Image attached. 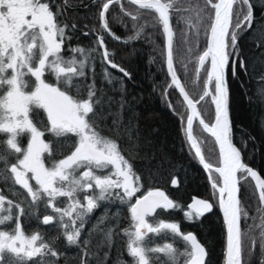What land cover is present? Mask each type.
<instances>
[{
	"label": "snow or ice",
	"instance_id": "1",
	"mask_svg": "<svg viewBox=\"0 0 264 264\" xmlns=\"http://www.w3.org/2000/svg\"><path fill=\"white\" fill-rule=\"evenodd\" d=\"M112 2L118 0H106L102 4L100 20L104 30L120 40L121 37L111 32L105 17ZM128 2L138 5L139 9L154 10L163 26L171 86L178 90L190 110L186 117L185 135L199 163L210 173L211 187L218 193V205L226 225V264H242L243 257H253L257 247L259 264H264V208L258 209L261 213L258 240L250 235L251 225L242 233L241 220L247 221L250 217L241 207V198L238 197L241 179L238 173L243 174V179L250 177L256 182L262 205L264 178L243 162L241 150L233 143L226 80V69H230L233 75L237 64L247 70L238 55V35L241 29L253 28L256 4L252 0H204L203 7L175 9L195 12L197 35L202 29L206 37L205 46L197 54L196 67L197 79H200L201 71L204 74L203 88L198 99L194 100L181 84L174 68L173 30L169 15L173 4L166 0ZM237 3L240 7L234 9ZM52 5L53 0H0V135H3L0 145L8 146L11 150L9 156L15 161L8 165V157L0 155V162L8 165L14 183L27 193L16 202L6 200L0 193V225L14 223L10 229L0 228V264H28L29 261L32 264H49L44 256L58 257V252L53 250L50 242H45L40 231L25 235L21 218L31 216L41 205L51 211L36 219L43 225L55 222L63 229L62 235L67 243L76 245L90 214L101 207V202L110 204L116 201L128 205L130 225L122 231L127 237V253L133 258V264H156L157 261L160 264H179L180 257H183V264H206V246L198 241L197 236L182 232L178 223L165 222L157 215L158 209H176L179 205L162 190L141 192V176L133 164L122 154V148L115 139L102 135L103 120L97 107L101 99L96 96L95 83L88 87L86 96L81 94L78 83L79 78L85 76L88 59L78 61L71 55L83 54L85 49L73 48L70 44L65 49V40L72 38L68 30L74 31L76 25L61 23L58 19L61 12L54 13ZM259 6L264 9V3ZM125 14L131 15L134 21L138 19L137 14ZM142 32L143 27L138 28L123 42L139 39ZM98 44L105 48L103 36L98 37ZM197 47H200L198 42ZM65 50L70 53L67 57L63 55ZM102 55L112 68H119L124 76L130 77V73L113 62L106 48ZM46 74L54 76L55 82H50ZM74 88L75 95L72 94ZM261 95L264 97V90H261ZM209 103L213 111H209ZM177 111L183 121V114ZM194 120H198L203 132L213 137L215 145H218V163L215 165L206 159L203 140L193 135ZM71 137L76 140L71 141ZM25 138L26 144L23 142ZM64 145L69 151L58 158L60 147ZM213 172L217 175L212 176ZM172 184L175 186L177 181L173 179ZM25 203L28 211L23 206ZM13 208L17 210L15 214ZM188 208L190 211H185L184 216L192 221L194 217H203L211 212L213 204L194 198ZM108 211L104 209L98 223L108 218ZM5 212L7 215L3 214ZM150 217L155 219L150 220ZM149 234L153 235L150 237ZM169 235L172 242L156 244L155 237L167 239ZM113 236L114 230L109 227L104 233L105 243L110 245ZM177 238L183 241V250L175 246ZM5 252L11 254L10 262L4 260ZM151 254H163L167 259L161 260L160 255Z\"/></svg>",
	"mask_w": 264,
	"mask_h": 264
},
{
	"label": "trees",
	"instance_id": "2",
	"mask_svg": "<svg viewBox=\"0 0 264 264\" xmlns=\"http://www.w3.org/2000/svg\"><path fill=\"white\" fill-rule=\"evenodd\" d=\"M104 2L106 0H53V12H61L58 17L60 22L76 25L74 31L68 30L72 38L70 41L65 40V49L69 44L73 48L82 47L85 49L83 54L71 55L78 61L82 58L88 59L85 76L78 81L80 92L86 96L88 87L95 83L96 96L101 99L100 105L97 106L101 110L100 118L103 120L100 131L107 138L115 139L122 148V154L133 164L134 170L141 176V192L148 189L162 190L179 205L176 209H158L157 215L165 222L178 223L182 232L195 234L198 241L206 246V264H224L226 229L218 205V193L211 189L208 176L189 147L185 135V122L189 112L177 90L171 86L166 69V37L162 24L158 22V14L154 10L139 9L126 0L110 3L105 17L111 32L122 38L118 40L102 27L100 10ZM166 2L173 4L169 14L173 25L174 68L185 90L196 100L202 91L204 78L202 71L200 79L196 76L197 54L205 46L206 37L202 29L197 35L195 12L175 9L203 7L204 0ZM252 2L256 4L253 28L241 29L238 35V55L245 62L247 70L237 64L233 75L229 69L228 84L234 142L243 153L246 163L264 178V97L261 95V90H264V9L259 6L264 0H259V3L257 0ZM238 7L239 3L234 5V9ZM125 12L137 14L138 19L134 21L132 16L126 15ZM140 27H143V32L139 39L123 42ZM85 32L89 34L85 35ZM99 36H103L105 48L113 62L130 73V77L124 76L121 71L104 61L103 51L98 44ZM197 42L200 47H197ZM63 55L67 57L70 53L65 50ZM46 76L50 82H55L54 76ZM72 94H76L75 88L72 89ZM174 108L183 114V121ZM40 111L43 117L44 114ZM209 111H213L210 103ZM195 130V137L203 140L202 148L206 159H210L215 165L218 163V153L213 139L203 133L196 121ZM0 139H3V135H0ZM75 140V137H71V141ZM23 142L26 144L27 139ZM10 151L6 144L0 145V155L8 157V165L15 162L14 158L9 156ZM67 151V145L61 146L58 158ZM8 165L0 162V193L6 200L16 202L27 196V193L14 183ZM239 177L241 207L250 217L247 221L242 219L241 231H248L251 225L250 235L258 240L261 231V213L258 209L264 208V205L259 200V191L254 181L250 177L243 179L242 173ZM173 179L177 181L175 186L172 184ZM32 183L34 184V181ZM136 195L139 196L140 193ZM195 197L209 200L215 208L214 213L194 217L192 221L187 220L184 212L190 211L188 205ZM30 199L29 197L28 200ZM23 206L28 211V205L25 203ZM105 208L109 209L108 218L98 223ZM50 211L41 205L31 216L21 218L25 235L40 231L45 242H50L53 250L58 252V257H51L50 254L43 257L49 264H119L121 261L124 264H133V258L127 253V237L122 231L130 225L127 204H121L119 201L110 204L101 202V207L87 218L76 245L67 243L62 235L63 229L55 222L43 225L36 219L37 216L42 218ZM15 213L16 209L13 208V214ZM3 214L7 215V212ZM253 217L255 219H252ZM13 226L14 223L9 222L0 225V228L10 229ZM109 227L114 230L110 245L104 240V233ZM152 235L149 234L150 237ZM154 239L156 244L160 245L172 242L171 235L167 239L158 236ZM85 240L88 241L87 244L84 243ZM177 241L175 246L183 250V241L179 238ZM248 244L251 245L250 240ZM151 255H160L161 260L167 259L163 254ZM259 256L257 247L253 257H243V264H259ZM3 258L10 262L11 254L5 252ZM28 264H32V261ZM156 264H160V261ZM179 264H183V257H180Z\"/></svg>",
	"mask_w": 264,
	"mask_h": 264
},
{
	"label": "water",
	"instance_id": "3",
	"mask_svg": "<svg viewBox=\"0 0 264 264\" xmlns=\"http://www.w3.org/2000/svg\"><path fill=\"white\" fill-rule=\"evenodd\" d=\"M127 2H128V0H126ZM163 2V1H162ZM135 6H137L138 7V5H135ZM170 15V14H169ZM170 21H171V26H172V30H173V25H172V19H171V15H170ZM166 37V36H165ZM165 47H166V38H165ZM101 50L104 52V50H105V48H101ZM108 51V50H107ZM166 52H167V49H166ZM165 58H166V55H165ZM105 61V60H104ZM107 62V61H106ZM107 64L108 65H110L108 62H107ZM118 71H120L119 70V68H116ZM166 69H167V63H166ZM228 71H229V69H226V80H227V85H228V89H229V110H230V106H231V99H230V88H229V84H228ZM167 72H168V70H167ZM177 73V72H176ZM168 76H169V79L171 80V77H170V75H169V73H168ZM178 76V75H177ZM179 78V77H178ZM180 80V82H181V84L183 85V83H182V81H181V79H179ZM173 88H174V90H177L174 86H173ZM187 91V90H186ZM177 92H178V90H177ZM178 94H179V92H178ZM179 96H180V94H179ZM190 96V95H189ZM180 98H181V100L183 101V98L180 96ZM191 98V97H190ZM184 102V101H183ZM185 103V102H184ZM185 105H186V103H185ZM186 107H187V105H186ZM197 108H198V105H197ZM188 109V108H187ZM190 110L188 109V112H189ZM230 118H231V110H230ZM195 121L196 122H198V120H194V122H193V128H194V125H195ZM232 121V120H231ZM193 135H194V133H193ZM207 135L208 136H210L208 133H207ZM195 136V135H194ZM232 137H233V143H234V145L237 147V145H236V143L234 142V131H233V123H232ZM213 138V137H212ZM213 140H214V138H213ZM188 141V140H187ZM215 143V142H214ZM188 144H189V142H188ZM216 147H217V152L219 153V148H218V145H216ZM238 148V147H237ZM192 149V148H191ZM192 152H193V154H194V150L192 149ZM195 155V154H194ZM197 158V157H196ZM198 159V158H197ZM242 160H243V162L244 163H246V161H245V157L243 156V153H242ZM199 161V160H198ZM247 164V163H246ZM201 165V164H200ZM248 165V164H247ZM248 166H250V165H248ZM203 167V166H202ZM251 167V166H250ZM252 168V167H251ZM204 169V168H203ZM204 171H205V173H206V176H208V180H209V175H210V173L207 171V170H205L204 169ZM256 171V170H255ZM259 175H260V173H258ZM240 176V173H238V177ZM261 176V175H260ZM262 177V176H261ZM263 178V177H262ZM254 181V180H253ZM254 183L256 184V182L254 181ZM209 184H210V186H211V182H210V180H209ZM238 197H240V192L238 193ZM196 199H201V198H197V197H195ZM202 200H205V201H208V200H206V199H204V198H202ZM192 202H193V200H192ZM208 202H210V201H208ZM211 203V202H210ZM214 206H213V209H212V211L211 212H208V213H206L204 216H208V215H211V214H213L214 213ZM220 213H221V216H222V219H223V222H224V218H223V213H222V211H221V209H220ZM241 223H242V220H241ZM224 229H226V225H225V223H224ZM225 240H226V238H225ZM225 251H226V247H225ZM224 264H226V252H225V258H224ZM242 264H243V261H242Z\"/></svg>",
	"mask_w": 264,
	"mask_h": 264
},
{
	"label": "rangeland",
	"instance_id": "4",
	"mask_svg": "<svg viewBox=\"0 0 264 264\" xmlns=\"http://www.w3.org/2000/svg\"><path fill=\"white\" fill-rule=\"evenodd\" d=\"M189 114V113H188ZM197 127V126H196ZM200 128H201V126H200ZM202 129V128H201ZM185 130H186V122H185ZM186 132V131H185ZM193 132L194 133H196V130L194 131V128H193ZM203 133H205V132H203ZM205 134H207V133H205ZM209 137H211V136H209ZM212 138V137H211ZM213 139V138H212ZM214 141V140H213ZM189 147H190V145H189ZM191 148V147H190ZM216 149H217V147H216ZM218 153V152H217ZM212 176H213V174H212ZM209 181V180H208ZM211 189H213V188H211ZM214 193H215V191H213ZM17 211V210H16Z\"/></svg>",
	"mask_w": 264,
	"mask_h": 264
},
{
	"label": "flooded vegetation",
	"instance_id": "5",
	"mask_svg": "<svg viewBox=\"0 0 264 264\" xmlns=\"http://www.w3.org/2000/svg\"><path fill=\"white\" fill-rule=\"evenodd\" d=\"M203 170H204V169H203ZM204 172H205V171H204ZM212 174H214L213 176H216V175H217V174H216V173H214V172H213V173H211V175H212ZM210 187H211V186H210ZM207 254H208V253H207Z\"/></svg>",
	"mask_w": 264,
	"mask_h": 264
}]
</instances>
